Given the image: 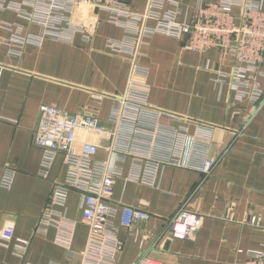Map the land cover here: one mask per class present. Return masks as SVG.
<instances>
[{"label":"crops","instance_id":"0c3cea01","mask_svg":"<svg viewBox=\"0 0 264 264\" xmlns=\"http://www.w3.org/2000/svg\"><path fill=\"white\" fill-rule=\"evenodd\" d=\"M178 1V8L166 3L165 9H179L178 21L188 23L200 5L221 0ZM243 1L264 5V0ZM126 2L143 13L149 0ZM0 18L21 26L23 34L43 33V27L12 10ZM73 20L85 30L73 31L69 39L47 37L41 45H26L21 54L9 43L0 45V264L85 260L91 229L83 220L80 191H69L65 206H53L75 224L69 248L57 241V224L39 230L53 188L67 177L63 152L47 175L41 174L44 150L35 130L46 105L91 115L112 133L100 141L95 158L121 169L110 197L123 243L115 264H133L145 254L157 264H242L249 252L264 253V103L258 108L235 89L232 75L240 62L219 47L200 53L187 49L185 38L162 32L143 36L138 62L149 71L146 109L141 110L147 118L137 128L124 119L115 123L111 117L126 104L132 64L129 55L112 51L108 43L135 37L111 22L108 11L86 3ZM144 24L155 26L156 21ZM0 37L6 41L11 33L0 29ZM138 146L174 157L161 165L154 185L129 179L134 166L146 162L133 152ZM205 158L215 162L208 175L194 167ZM8 169L14 180L4 188ZM123 205L150 216L122 226ZM183 212L201 217L192 238L172 233V220ZM20 244L27 246L25 253H19Z\"/></svg>","mask_w":264,"mask_h":264},{"label":"built area","instance_id":"2783aa9c","mask_svg":"<svg viewBox=\"0 0 264 264\" xmlns=\"http://www.w3.org/2000/svg\"><path fill=\"white\" fill-rule=\"evenodd\" d=\"M83 3L96 11H108L111 22L123 26L129 37H135L133 40H111L108 43L112 51L129 55L132 64L125 95L126 106L114 111L111 117L113 122L119 123L124 119L137 128L140 119L147 118V114L141 110L146 109V98L150 88L149 71L139 64L138 55L142 37L156 32L185 38L186 48L196 52L204 53L212 47H219L232 53L236 61L240 62L232 75L235 89L242 97L250 98L258 108L262 107L264 5L261 2L221 0L202 4L198 7L195 19L186 23L178 21L179 9H165L166 3H172L178 8V0H149L143 13L133 11L126 0H0V13L12 10L31 24L43 27L41 35L31 33L26 35L23 34L21 26L0 18V28L11 33L10 39L6 41L0 37V45L9 43L14 47L15 53L21 54L26 45H41L47 37L69 39L73 31L85 30L73 22L74 9ZM236 7L241 9L239 14L235 12ZM149 19L155 20L156 25H145ZM85 37L87 40L90 39L88 35ZM111 136L112 133L101 127L95 117L72 113L52 105L41 108L35 130V139L44 150L41 174L47 175L48 169L60 152L65 153L67 165L66 181L53 188L48 201L49 209L39 221V230L44 231L46 226L57 224V241L69 248L75 224L63 217L53 206H65L71 190L83 193V220L91 229V238L83 264H115L117 254L123 247L117 234L118 227L113 221L118 209L110 200L115 180L121 175V169L110 168L108 161H98L95 158L101 146L100 141ZM79 138H82L80 143ZM108 149L113 150L109 146ZM133 152L146 162L135 165L129 179L151 185L156 184L161 165L168 164L174 159L154 153L150 147L147 150L138 146ZM177 163L181 165L179 161ZM214 166L213 159L205 158L200 165L194 167L208 175ZM13 180L14 171L8 169L4 172L1 186L10 188ZM121 209V225L127 228L135 221L150 216L147 211L130 205H123ZM200 219L201 217L194 213L183 212L176 215L170 225L173 235L177 238H192L190 232L197 231ZM26 249L27 246L24 244L18 247L20 254L25 253ZM249 253L251 257L242 264H264L262 251ZM133 264L157 263L145 254Z\"/></svg>","mask_w":264,"mask_h":264},{"label":"rangeland","instance_id":"374dc122","mask_svg":"<svg viewBox=\"0 0 264 264\" xmlns=\"http://www.w3.org/2000/svg\"><path fill=\"white\" fill-rule=\"evenodd\" d=\"M78 9H79V6L77 7V9H74V15H76L77 14V11H78ZM74 15H73V17H74ZM73 22H74V20H73ZM74 24L76 25V23L74 22ZM81 26V25H80ZM1 29V28H0Z\"/></svg>","mask_w":264,"mask_h":264}]
</instances>
